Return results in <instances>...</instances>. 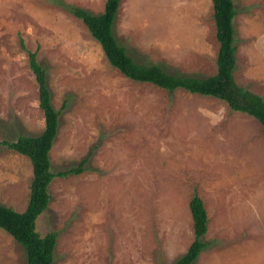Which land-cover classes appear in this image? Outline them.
Returning <instances> with one entry per match:
<instances>
[{
  "label": "rangeland",
  "instance_id": "374dc122",
  "mask_svg": "<svg viewBox=\"0 0 264 264\" xmlns=\"http://www.w3.org/2000/svg\"><path fill=\"white\" fill-rule=\"evenodd\" d=\"M235 82L264 100V0H233ZM105 0H0V141L44 128L28 53L58 111L55 176L36 219L58 236L52 264H173L193 240L189 200L207 214L192 264H264V130L215 97L126 77L67 6ZM113 33L138 63L172 75L216 72L211 0H120ZM28 157L0 143V204L26 208ZM0 264H27L0 228Z\"/></svg>",
  "mask_w": 264,
  "mask_h": 264
},
{
  "label": "trees",
  "instance_id": "16d2710c",
  "mask_svg": "<svg viewBox=\"0 0 264 264\" xmlns=\"http://www.w3.org/2000/svg\"><path fill=\"white\" fill-rule=\"evenodd\" d=\"M120 0H105L104 10L99 15L75 6H67L76 18L82 20L92 37L113 66L126 77L135 81L150 82L173 92L183 89L189 93L212 96L224 101L234 111L255 118L264 130V100L258 94L240 87L234 80L236 56L234 46L233 18L236 15L233 0H211L219 47L216 54V72L205 78L172 75L156 64L135 61L118 42L113 33V24ZM29 68L38 85L39 107L43 112L44 128L38 136H19L14 141H0L9 148L29 158L33 178L29 186L26 208L17 212L0 204V228L10 234L25 252L27 264H52L57 232L41 236L36 231V219L49 203L48 185L55 176H66L81 169L67 171L50 170L48 153L57 133L59 112L50 103L45 71L36 61L35 53H28ZM192 218L193 240L186 252L173 264H192L205 248L203 236L207 230V214L200 197L195 193L189 200Z\"/></svg>",
  "mask_w": 264,
  "mask_h": 264
}]
</instances>
